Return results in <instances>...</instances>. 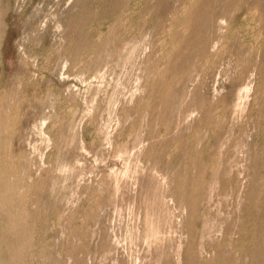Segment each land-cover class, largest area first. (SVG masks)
Masks as SVG:
<instances>
[{
	"label": "rangeland",
	"instance_id": "374dc122",
	"mask_svg": "<svg viewBox=\"0 0 264 264\" xmlns=\"http://www.w3.org/2000/svg\"><path fill=\"white\" fill-rule=\"evenodd\" d=\"M0 264H264V0H0Z\"/></svg>",
	"mask_w": 264,
	"mask_h": 264
}]
</instances>
